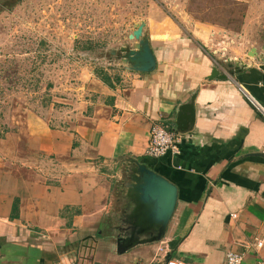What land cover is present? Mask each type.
<instances>
[{
  "label": "crops",
  "instance_id": "crops-1",
  "mask_svg": "<svg viewBox=\"0 0 264 264\" xmlns=\"http://www.w3.org/2000/svg\"><path fill=\"white\" fill-rule=\"evenodd\" d=\"M159 11L142 19L152 71L113 57L64 114L27 110L0 136V264H224L229 249L245 264L264 259L252 245L264 239V120L247 97L264 102V24L251 33L250 5L242 31ZM212 30L235 36L223 70L205 47ZM191 102L192 127L179 131ZM156 122L178 134L179 153L146 155ZM132 158L172 182L177 202L161 240L137 233L118 252L136 220Z\"/></svg>",
  "mask_w": 264,
  "mask_h": 264
},
{
  "label": "rangeland",
  "instance_id": "rangeland-1",
  "mask_svg": "<svg viewBox=\"0 0 264 264\" xmlns=\"http://www.w3.org/2000/svg\"><path fill=\"white\" fill-rule=\"evenodd\" d=\"M248 5L257 34L264 0H0V127L19 126L27 110L64 114L91 70L114 61L135 25L160 9L177 22L242 31Z\"/></svg>",
  "mask_w": 264,
  "mask_h": 264
},
{
  "label": "water",
  "instance_id": "water-1",
  "mask_svg": "<svg viewBox=\"0 0 264 264\" xmlns=\"http://www.w3.org/2000/svg\"><path fill=\"white\" fill-rule=\"evenodd\" d=\"M145 22L141 20L135 29L128 34L130 40L136 42L132 47L124 44L119 48L117 58L121 66L128 70L139 72L152 71L156 66L155 57L150 47L148 38L143 31ZM116 54V50H111ZM211 78L224 79L226 76L220 74L213 68ZM264 106V102L262 103ZM194 120V104H181L178 108L175 125L177 130L185 131L192 127ZM135 164V183L131 189L135 202L134 228L128 238H120L117 243V251L123 252L134 243V234L147 232L148 236L144 242H155L161 240L166 232L168 223L173 215L177 202V187L146 164L132 158ZM169 260L167 258L165 262ZM164 264V263H160Z\"/></svg>",
  "mask_w": 264,
  "mask_h": 264
},
{
  "label": "built area",
  "instance_id": "built-area-1",
  "mask_svg": "<svg viewBox=\"0 0 264 264\" xmlns=\"http://www.w3.org/2000/svg\"><path fill=\"white\" fill-rule=\"evenodd\" d=\"M209 41L210 44L205 45V47L209 54L212 56V60L213 62H215L216 66L223 70V67L218 62L219 58L220 56L227 53L230 45H232L235 41V36L225 31L215 33L214 30H212L210 32ZM247 97L257 113L264 120L263 104L257 101L251 95H247ZM168 152L173 154L179 153L178 134L162 123H153L149 130V140L145 151L146 155L150 157H160ZM261 152L262 154H264V146ZM263 244L264 239L262 237H257L252 242L253 248H255L256 250L260 249ZM162 263L186 264V262L181 259H169L166 262L164 261ZM224 264H245L244 254L242 252L229 249L226 252ZM256 264H264V259L258 261Z\"/></svg>",
  "mask_w": 264,
  "mask_h": 264
},
{
  "label": "trees",
  "instance_id": "trees-1",
  "mask_svg": "<svg viewBox=\"0 0 264 264\" xmlns=\"http://www.w3.org/2000/svg\"><path fill=\"white\" fill-rule=\"evenodd\" d=\"M95 74H96L98 77H100V78L106 80V75L104 74L102 68L95 69ZM5 131H6V129H5L4 126H3L2 128L0 127V136H2V134H3Z\"/></svg>",
  "mask_w": 264,
  "mask_h": 264
}]
</instances>
